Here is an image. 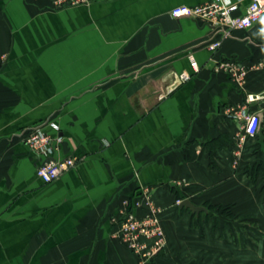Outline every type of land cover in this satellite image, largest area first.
<instances>
[{"label": "crops", "instance_id": "obj_1", "mask_svg": "<svg viewBox=\"0 0 264 264\" xmlns=\"http://www.w3.org/2000/svg\"><path fill=\"white\" fill-rule=\"evenodd\" d=\"M206 1L0 0V264H138L119 223L144 188L166 236L147 264H264V120L237 156L225 112H264L247 102L264 91V16L212 50L213 26L170 12ZM222 60L247 68L243 84ZM50 122L52 155L79 161L46 183L24 136L56 135Z\"/></svg>", "mask_w": 264, "mask_h": 264}, {"label": "built area", "instance_id": "obj_2", "mask_svg": "<svg viewBox=\"0 0 264 264\" xmlns=\"http://www.w3.org/2000/svg\"><path fill=\"white\" fill-rule=\"evenodd\" d=\"M88 0H54L55 7L62 8L76 5ZM175 17H189L201 20L215 28L219 38H213L207 47L218 49L223 38L232 36L237 29H246L259 22L264 16V0H208L196 5H179L171 11ZM191 66L196 70L198 61L193 54H189ZM217 69H224L238 84H243L247 76V68L234 60H222L217 64ZM191 74L183 71L179 74L180 80L189 79ZM264 99V91L258 94H249L247 102ZM227 116L239 122V131L236 133L235 154L240 156L243 145L254 138L261 126L259 112L252 111L248 103L233 104L226 107ZM50 124L58 131L56 135L46 131L42 126H33L27 130L24 141L40 158L37 165V173L49 183L63 176L76 166L79 159L75 156L56 157L53 152L64 136L59 132V125ZM52 157H49L51 156ZM144 188L142 196L124 201L122 217L119 223V234L123 241L137 255L138 264H147L166 245L165 231L160 218L161 209L156 206L149 193ZM144 199V200H143ZM145 203L147 211L144 215L137 213V208Z\"/></svg>", "mask_w": 264, "mask_h": 264}, {"label": "water", "instance_id": "obj_3", "mask_svg": "<svg viewBox=\"0 0 264 264\" xmlns=\"http://www.w3.org/2000/svg\"><path fill=\"white\" fill-rule=\"evenodd\" d=\"M260 115V119H261V125H262V122L264 120V112H260L259 113ZM261 127V126H260ZM180 207L183 208H188L190 209L193 213H196L197 215H199L201 212H208L209 209L207 206L205 205H199V204H196L195 202H193L190 198L187 197L182 199L181 202H180Z\"/></svg>", "mask_w": 264, "mask_h": 264}, {"label": "trees", "instance_id": "obj_4", "mask_svg": "<svg viewBox=\"0 0 264 264\" xmlns=\"http://www.w3.org/2000/svg\"><path fill=\"white\" fill-rule=\"evenodd\" d=\"M209 145H211V143H209ZM218 145H220V147H222L223 144H221V142H220ZM211 148H213V147L211 146ZM211 155L214 156V153H213L212 149H211ZM207 207H208L209 211L206 212L205 215L208 217V216H210L209 214L211 213V212H210V209H211L212 206H211V205H207ZM222 209H224V210L226 211V208H225V207H222ZM203 213H204V212H203ZM193 214L195 215V213H193ZM229 214H230V213H229ZM207 217H206V218H207Z\"/></svg>", "mask_w": 264, "mask_h": 264}]
</instances>
